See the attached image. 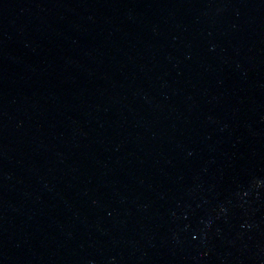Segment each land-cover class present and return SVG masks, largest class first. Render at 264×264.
<instances>
[{
  "label": "water",
  "instance_id": "95a60500",
  "mask_svg": "<svg viewBox=\"0 0 264 264\" xmlns=\"http://www.w3.org/2000/svg\"><path fill=\"white\" fill-rule=\"evenodd\" d=\"M0 264H264V0H0Z\"/></svg>",
  "mask_w": 264,
  "mask_h": 264
}]
</instances>
